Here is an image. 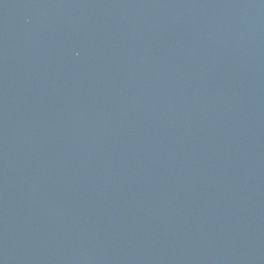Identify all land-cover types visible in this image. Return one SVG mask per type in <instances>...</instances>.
I'll return each instance as SVG.
<instances>
[{
	"label": "water",
	"instance_id": "obj_1",
	"mask_svg": "<svg viewBox=\"0 0 264 264\" xmlns=\"http://www.w3.org/2000/svg\"><path fill=\"white\" fill-rule=\"evenodd\" d=\"M0 264H264V0H0Z\"/></svg>",
	"mask_w": 264,
	"mask_h": 264
}]
</instances>
